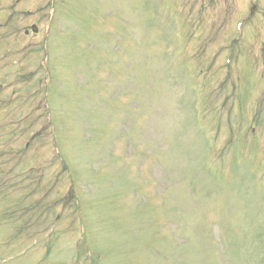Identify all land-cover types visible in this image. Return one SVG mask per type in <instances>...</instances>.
Segmentation results:
<instances>
[{
    "label": "rangeland",
    "instance_id": "rangeland-1",
    "mask_svg": "<svg viewBox=\"0 0 264 264\" xmlns=\"http://www.w3.org/2000/svg\"><path fill=\"white\" fill-rule=\"evenodd\" d=\"M50 1L0 0V264H264V0Z\"/></svg>",
    "mask_w": 264,
    "mask_h": 264
},
{
    "label": "bare ground",
    "instance_id": "bare-ground-1",
    "mask_svg": "<svg viewBox=\"0 0 264 264\" xmlns=\"http://www.w3.org/2000/svg\"><path fill=\"white\" fill-rule=\"evenodd\" d=\"M252 19H253V17H252ZM252 19H250V20H252ZM250 20L247 22V24H246V25H248V23L250 22ZM242 40H243V39H242ZM242 40H241V41H242Z\"/></svg>",
    "mask_w": 264,
    "mask_h": 264
}]
</instances>
